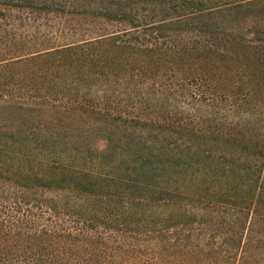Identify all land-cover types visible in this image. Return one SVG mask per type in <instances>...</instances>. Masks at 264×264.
I'll return each instance as SVG.
<instances>
[{
  "label": "trees",
  "instance_id": "trees-1",
  "mask_svg": "<svg viewBox=\"0 0 264 264\" xmlns=\"http://www.w3.org/2000/svg\"><path fill=\"white\" fill-rule=\"evenodd\" d=\"M0 264H264V0H0Z\"/></svg>",
  "mask_w": 264,
  "mask_h": 264
},
{
  "label": "rangeland",
  "instance_id": "rangeland-1",
  "mask_svg": "<svg viewBox=\"0 0 264 264\" xmlns=\"http://www.w3.org/2000/svg\"><path fill=\"white\" fill-rule=\"evenodd\" d=\"M71 24H72V26H76L77 24H81L82 26H86V21L85 22L84 21H78L76 23V22H74V20H72ZM75 37H77V36H74V37L66 36L64 38H61L60 40H70V39L75 38Z\"/></svg>",
  "mask_w": 264,
  "mask_h": 264
}]
</instances>
